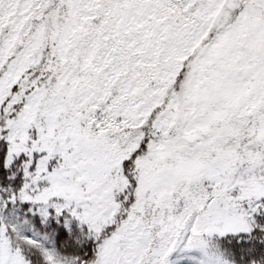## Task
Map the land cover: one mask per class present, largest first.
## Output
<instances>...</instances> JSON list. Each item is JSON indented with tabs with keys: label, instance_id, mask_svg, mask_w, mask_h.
Wrapping results in <instances>:
<instances>
[{
	"label": "snow or ice",
	"instance_id": "6c2138e0",
	"mask_svg": "<svg viewBox=\"0 0 264 264\" xmlns=\"http://www.w3.org/2000/svg\"><path fill=\"white\" fill-rule=\"evenodd\" d=\"M0 264H264V0H0Z\"/></svg>",
	"mask_w": 264,
	"mask_h": 264
}]
</instances>
